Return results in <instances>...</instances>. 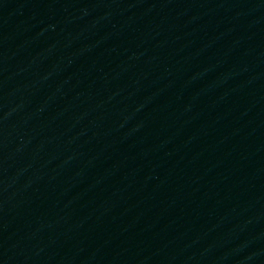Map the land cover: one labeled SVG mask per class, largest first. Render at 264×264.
<instances>
[{
  "label": "water",
  "instance_id": "water-1",
  "mask_svg": "<svg viewBox=\"0 0 264 264\" xmlns=\"http://www.w3.org/2000/svg\"><path fill=\"white\" fill-rule=\"evenodd\" d=\"M0 264H264V0H0Z\"/></svg>",
  "mask_w": 264,
  "mask_h": 264
}]
</instances>
